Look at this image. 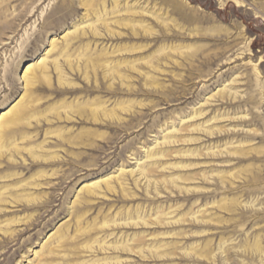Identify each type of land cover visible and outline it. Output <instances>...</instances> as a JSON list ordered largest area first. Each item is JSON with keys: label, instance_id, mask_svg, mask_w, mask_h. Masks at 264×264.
Segmentation results:
<instances>
[{"label": "rangeland", "instance_id": "1", "mask_svg": "<svg viewBox=\"0 0 264 264\" xmlns=\"http://www.w3.org/2000/svg\"><path fill=\"white\" fill-rule=\"evenodd\" d=\"M0 264H264V0H0Z\"/></svg>", "mask_w": 264, "mask_h": 264}, {"label": "bare ground", "instance_id": "2", "mask_svg": "<svg viewBox=\"0 0 264 264\" xmlns=\"http://www.w3.org/2000/svg\"><path fill=\"white\" fill-rule=\"evenodd\" d=\"M52 43H53V42H52ZM51 45H52V44H51ZM47 53H49V52H47ZM55 61H56V60H55ZM39 67H40L41 70L45 73V71L48 69L47 60H46V59H45V60L42 59V60L39 62ZM17 114H18V113H17ZM10 137H11V136H10ZM10 137H9V138H10ZM95 185H96V184L93 183V184H92V187L95 186ZM96 187H97V186H96ZM89 193H90V194H97V193H96V190H93V189H90V188H89Z\"/></svg>", "mask_w": 264, "mask_h": 264}]
</instances>
